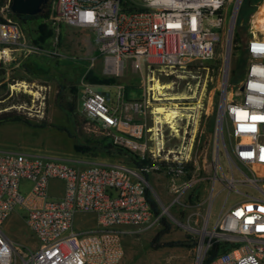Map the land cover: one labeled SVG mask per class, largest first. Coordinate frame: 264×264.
<instances>
[{
    "label": "built area",
    "instance_id": "2783aa9c",
    "mask_svg": "<svg viewBox=\"0 0 264 264\" xmlns=\"http://www.w3.org/2000/svg\"><path fill=\"white\" fill-rule=\"evenodd\" d=\"M11 2L0 6V63L18 47L29 46ZM242 2L56 0L55 13L67 24L90 31L97 52L92 59L103 60L105 73L120 76L131 66L135 71L149 67L172 74L214 57L220 39L229 38L231 20ZM252 27L245 75L238 84L227 82L221 108L220 142L231 176L216 168L209 177V195L220 183L227 197L203 256L215 242L229 248L210 264H264V34H253ZM116 87V101L111 102L109 95L83 80V111L102 128L114 131L115 144L151 158L145 170L168 175L178 200L185 188L179 190L175 181L186 174L191 148L184 144L166 151L164 125L169 123L160 122L154 130V125L132 118L145 116L151 99L129 100L125 86ZM23 179L32 182L27 192L21 189ZM53 182L62 185L59 196L51 194ZM147 187L143 170L125 161H73L40 151L0 150V264H119L124 235L137 231L133 226L142 229L160 223ZM233 193L240 200L227 206ZM18 209L24 211L21 217L37 247L19 243L6 231ZM79 214L95 215L97 226L77 227Z\"/></svg>",
    "mask_w": 264,
    "mask_h": 264
},
{
    "label": "rangeland",
    "instance_id": "374dc122",
    "mask_svg": "<svg viewBox=\"0 0 264 264\" xmlns=\"http://www.w3.org/2000/svg\"><path fill=\"white\" fill-rule=\"evenodd\" d=\"M55 1L50 20L36 18L28 24L20 22L29 46L18 47L16 52H10L12 54L10 58L7 57L4 63L3 61L0 63V68L5 69V74L0 75V86L6 85V90H0V98L7 91L10 92L8 100L24 110V114L35 125L45 123L46 126H30L24 122H10L5 128L0 126V150L28 153L40 151L73 161L127 162L125 156L110 153L102 148L101 141H113L115 133L102 128L86 116L80 102L83 95V80L93 83L99 90L109 95L111 102L116 101V85L119 84L125 86L129 100L150 98L152 105L147 114L132 116L134 121L146 122L148 125H156L155 110L158 106L179 104L180 107H184L182 109L184 115L178 116L171 126L164 125V136L166 151L179 149L184 144L188 149L191 148L188 162L192 163L191 170L189 169L188 175L184 174L175 181L179 190L185 188L184 192L178 200H175L179 193L173 188L174 183L170 177L161 171L151 172L148 181L152 196L159 204L160 216L165 217L171 228L160 235L163 229L160 223L142 229L133 226L137 231L123 237L125 252L119 264H197L202 238L206 246L211 237V233L204 234L202 230L204 228L209 232L213 230L227 197L226 192L221 191L220 183H216L213 200L211 199L209 177L216 168L231 176L228 156L220 142L223 126L220 127L219 124L228 37L224 36L220 39L216 53L210 61L204 64L195 62L200 65L196 69H191L188 65L186 68L167 74L160 68L146 67L135 71L128 66L123 75H110L105 73L103 60L100 57L95 61L92 59L97 52L90 31L58 19L55 13ZM244 17L239 23L242 31L247 30L249 34L253 24L252 30L259 29L264 33V0H260L255 10L248 12ZM44 23L48 24L52 34L47 41L36 43L34 39L39 37L40 26ZM233 66L230 53L227 81L230 79ZM91 74L108 82L92 81L89 79ZM157 81L165 86L162 94L166 95L151 90V85ZM61 87H65L66 101L74 99L72 89L74 87L77 89L75 117H72L57 101ZM29 94L31 104H26L24 101ZM169 97H178V99H166ZM153 144L154 141H151L152 146ZM76 146H90L91 150H77ZM95 146L97 148H94ZM192 180H194L192 184L187 186ZM61 186L60 182H53L51 194L59 196L62 191ZM31 187L30 180L21 181L23 192L29 191ZM238 200L240 195L233 193L227 206ZM22 214L24 211L18 209L11 216L6 224V231L19 243L37 247L35 236L21 217ZM85 221L87 222L84 223ZM77 226L96 227L95 215L79 214ZM180 240L188 241L193 246L167 245L168 242ZM204 259L202 258L201 264Z\"/></svg>",
    "mask_w": 264,
    "mask_h": 264
},
{
    "label": "trees",
    "instance_id": "16d2710c",
    "mask_svg": "<svg viewBox=\"0 0 264 264\" xmlns=\"http://www.w3.org/2000/svg\"><path fill=\"white\" fill-rule=\"evenodd\" d=\"M7 0H0V6L4 5ZM55 0H48L47 3L43 5L42 11L37 14V15H18L14 13V17L18 19L21 24H28L31 20L39 18V19H44V20H50L52 18V13H53V2ZM260 0H244L242 7L240 8L238 15H237V22H236V27L234 29V34L232 38V46H231V55H232V62H233V68L230 71V79L229 83L230 84H238L241 80V78L245 75L246 72V67L248 64V52L246 49V42L248 38V31L244 30L239 27V23L243 21L245 18L244 16L251 11H254L255 8L257 7L258 3ZM12 4V2H11ZM238 25V26H237ZM40 35L37 39H34V42H45L47 41L51 34L52 31L49 29L48 24H42L39 29ZM198 66L197 63H192L188 67L191 69H196ZM5 74V69L0 68V75ZM89 79L92 81L96 82H108V80L103 79L98 77L97 75L91 74L89 76ZM111 81H113L111 79ZM6 88V85H1L0 90H3ZM65 87H61V89L58 91L57 95V101L58 103L65 108V110L72 116L75 117L76 112H77V89L74 87L72 90H74V99L66 101V96L64 94L65 92ZM6 90V89H5ZM10 96V92L7 91L3 95L2 98H0V125L9 123V122H24L30 126H46L45 123L42 125H35L25 114L24 110L18 108L15 106L14 103H12L10 100H8ZM31 95H26L25 103L26 104H31ZM66 130L67 129H63ZM102 143V148L107 150L110 153H116L121 156H125L127 158V162L139 169H142L146 180H150V173H148L145 168L149 165L152 164V159L151 158H142L140 155L137 153L124 148L120 145L115 144L113 141H101ZM94 148H97L96 146ZM77 150H91L90 146H76ZM192 163H188L186 166V175L189 173V169L191 170V165ZM147 193V198L152 206V209L155 213L156 216L160 215L161 210L159 207V204L157 200L152 196V191L150 187L148 186L146 189ZM192 198V195H191ZM160 224L163 225V229L160 232V235L168 232L171 228L170 224L166 221L165 217H160ZM167 245L169 246H193L191 243H188V241L185 240H180V241H172L168 242ZM224 248V249H223ZM229 246L225 247V245H222L220 242H215L212 247L207 251L206 257L203 261V264H210L211 261H213L221 252L227 250Z\"/></svg>",
    "mask_w": 264,
    "mask_h": 264
},
{
    "label": "water",
    "instance_id": "95a60500",
    "mask_svg": "<svg viewBox=\"0 0 264 264\" xmlns=\"http://www.w3.org/2000/svg\"><path fill=\"white\" fill-rule=\"evenodd\" d=\"M47 2L48 0H12L11 9L14 13L18 15H37L42 11L43 5ZM235 22H236V19L234 16L231 20V30H230V35H229L228 42H227L224 87H223L221 108L225 100V92L227 89L228 79L226 76H228L229 58H230V53H231L232 36H233ZM201 243H202V240H201Z\"/></svg>",
    "mask_w": 264,
    "mask_h": 264
},
{
    "label": "bare ground",
    "instance_id": "6f19581e",
    "mask_svg": "<svg viewBox=\"0 0 264 264\" xmlns=\"http://www.w3.org/2000/svg\"><path fill=\"white\" fill-rule=\"evenodd\" d=\"M258 19V18H257ZM252 33L253 34H261L263 35V31L262 30H252ZM227 77V76H226ZM165 88V86L160 83L159 81H157L154 85H151V90H157L159 91V94L160 95H166V94H162V89ZM181 97V96H180ZM161 100V98H158ZM165 99V98H164ZM166 99H178V97H169V98H166ZM184 107H180L179 104H175V106H158L155 110V113H156V116H155V126H154V130H158V125L159 123H169V124H174L175 123V119L180 116V115H184L183 112H182V109ZM158 114V115H157ZM173 126V125H172ZM202 232L204 234L206 233H212V232H209L208 230H206L205 228L202 230ZM199 256H198V263L197 264H200V261L203 257V254H204V250H205V247H204V239L202 238V243H200V247H199Z\"/></svg>",
    "mask_w": 264,
    "mask_h": 264
},
{
    "label": "crops",
    "instance_id": "0c3cea01",
    "mask_svg": "<svg viewBox=\"0 0 264 264\" xmlns=\"http://www.w3.org/2000/svg\"><path fill=\"white\" fill-rule=\"evenodd\" d=\"M99 89V88H98ZM81 102V101H80ZM7 125H10V122L9 123H5V124H2V125H0V126H3L2 128H5V126H7ZM6 128H8V127H6ZM100 161H110V160H100ZM77 219H78V216H77V218H76V226H77ZM80 222H82L83 223V221H82V219H80ZM87 221H85L84 223H86ZM78 227V226H77Z\"/></svg>",
    "mask_w": 264,
    "mask_h": 264
}]
</instances>
